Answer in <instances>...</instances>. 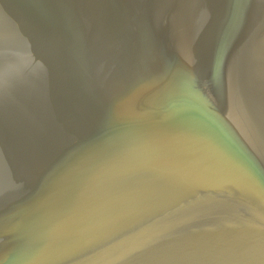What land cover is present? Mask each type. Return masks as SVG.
<instances>
[{
    "label": "water",
    "instance_id": "obj_1",
    "mask_svg": "<svg viewBox=\"0 0 264 264\" xmlns=\"http://www.w3.org/2000/svg\"><path fill=\"white\" fill-rule=\"evenodd\" d=\"M0 264H264V0H0Z\"/></svg>",
    "mask_w": 264,
    "mask_h": 264
}]
</instances>
